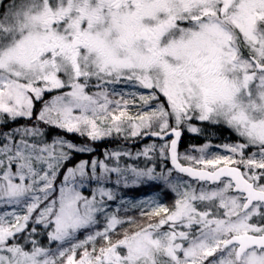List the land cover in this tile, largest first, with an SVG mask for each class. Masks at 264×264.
Returning a JSON list of instances; mask_svg holds the SVG:
<instances>
[{"label": "snow or ice", "instance_id": "obj_1", "mask_svg": "<svg viewBox=\"0 0 264 264\" xmlns=\"http://www.w3.org/2000/svg\"><path fill=\"white\" fill-rule=\"evenodd\" d=\"M0 264H264V0H0Z\"/></svg>", "mask_w": 264, "mask_h": 264}, {"label": "trees", "instance_id": "obj_2", "mask_svg": "<svg viewBox=\"0 0 264 264\" xmlns=\"http://www.w3.org/2000/svg\"><path fill=\"white\" fill-rule=\"evenodd\" d=\"M228 134L227 133H225V136H227ZM74 138V137H73ZM231 139H235V137H231ZM186 142L187 143H189L190 141L187 139V138H185L184 139V141H183V143H182V149L186 146ZM201 141H196V143H200ZM104 144L105 145H109V146H115L114 144H112V142H110V141H105L104 142ZM135 147H138L137 145L135 146ZM168 200H172V198L171 197H169V199Z\"/></svg>", "mask_w": 264, "mask_h": 264}, {"label": "rangeland", "instance_id": "obj_3", "mask_svg": "<svg viewBox=\"0 0 264 264\" xmlns=\"http://www.w3.org/2000/svg\"><path fill=\"white\" fill-rule=\"evenodd\" d=\"M187 142H186V146H187ZM138 147H139V145H137ZM152 193L151 192H149V195H151ZM143 194L141 193V194H139V196H142ZM139 196H138V198H139ZM169 197H171L172 198V194H168L164 199H165V202L166 203H170L171 201L170 200H168L169 199Z\"/></svg>", "mask_w": 264, "mask_h": 264}]
</instances>
